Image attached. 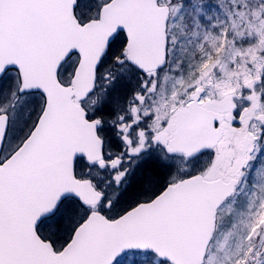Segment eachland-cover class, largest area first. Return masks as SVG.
Returning a JSON list of instances; mask_svg holds the SVG:
<instances>
[{
  "label": "snow or ice",
  "instance_id": "snow-or-ice-1",
  "mask_svg": "<svg viewBox=\"0 0 264 264\" xmlns=\"http://www.w3.org/2000/svg\"><path fill=\"white\" fill-rule=\"evenodd\" d=\"M0 264H264V0H0Z\"/></svg>",
  "mask_w": 264,
  "mask_h": 264
}]
</instances>
